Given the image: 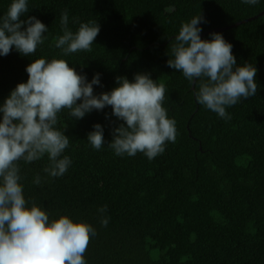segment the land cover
Wrapping results in <instances>:
<instances>
[{
  "label": "trees",
  "instance_id": "trees-1",
  "mask_svg": "<svg viewBox=\"0 0 264 264\" xmlns=\"http://www.w3.org/2000/svg\"><path fill=\"white\" fill-rule=\"evenodd\" d=\"M8 2L0 0V13ZM65 10L73 30V18L96 19L100 32L90 52L63 58L89 80L101 73L97 94L114 87L116 76L131 80L136 72L163 82L162 106L176 121V140L152 160L139 152L121 157L86 139L94 123L104 127L106 143L112 139L111 129L122 121L110 106L79 120L62 114L72 164L64 176L36 186L33 178L46 176L47 157L21 161L26 198L95 227L87 264H264V0H30L26 16L49 27L35 57L60 56L54 44ZM199 13L208 21L202 39L222 33L237 63L258 70L256 95L229 107L227 120L200 105L196 85L167 66L168 45L181 22ZM31 59L15 50L0 57V102L26 81ZM105 205L106 227L97 212Z\"/></svg>",
  "mask_w": 264,
  "mask_h": 264
},
{
  "label": "clouds",
  "instance_id": "clouds-1",
  "mask_svg": "<svg viewBox=\"0 0 264 264\" xmlns=\"http://www.w3.org/2000/svg\"><path fill=\"white\" fill-rule=\"evenodd\" d=\"M257 5L261 0H241ZM30 0H9L0 13V57L15 50L31 57L25 66L26 81L19 82L0 102V264H87L84 253L96 229L66 213L52 214L34 199L26 198L20 162L34 163L47 157L45 177L37 174L32 183L64 176L72 164L65 154L70 139L65 134L61 115L79 120L93 110L110 106L111 115L122 121L111 129L105 142L104 127L94 123L86 134L96 150L107 145L117 156L143 153L149 160L165 151L166 143L176 140V121L163 107L166 86L148 72H136L130 80L116 76L114 87L98 94L103 87L101 73L91 79L78 72L63 57L80 51L90 52L100 25L95 20L78 21L69 27L67 10L61 13L62 34L55 38L59 57H35L49 27L36 16H26ZM22 19V17H25ZM206 17L199 13L182 21L168 45L167 66L179 71L196 85V101L220 118L230 119L229 107L255 96L260 87L253 63H237L233 45L222 33L209 32L201 38ZM108 118V114H105ZM107 206L97 209L100 224Z\"/></svg>",
  "mask_w": 264,
  "mask_h": 264
},
{
  "label": "water",
  "instance_id": "water-1",
  "mask_svg": "<svg viewBox=\"0 0 264 264\" xmlns=\"http://www.w3.org/2000/svg\"><path fill=\"white\" fill-rule=\"evenodd\" d=\"M202 35H203V34H202ZM202 35H201V36H202Z\"/></svg>",
  "mask_w": 264,
  "mask_h": 264
}]
</instances>
